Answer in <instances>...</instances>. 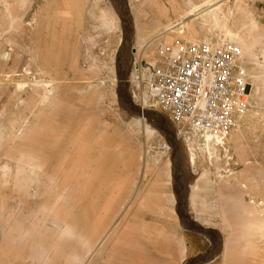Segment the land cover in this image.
<instances>
[{
    "label": "rangeland",
    "instance_id": "374dc122",
    "mask_svg": "<svg viewBox=\"0 0 264 264\" xmlns=\"http://www.w3.org/2000/svg\"><path fill=\"white\" fill-rule=\"evenodd\" d=\"M127 3L0 0V264H264V0ZM176 39L241 47L249 107L223 148L136 92Z\"/></svg>",
    "mask_w": 264,
    "mask_h": 264
},
{
    "label": "built area",
    "instance_id": "2783aa9c",
    "mask_svg": "<svg viewBox=\"0 0 264 264\" xmlns=\"http://www.w3.org/2000/svg\"><path fill=\"white\" fill-rule=\"evenodd\" d=\"M241 47L213 41L159 44L157 60L139 67L137 94L169 115L189 143L223 148L249 107Z\"/></svg>",
    "mask_w": 264,
    "mask_h": 264
},
{
    "label": "water",
    "instance_id": "95a60500",
    "mask_svg": "<svg viewBox=\"0 0 264 264\" xmlns=\"http://www.w3.org/2000/svg\"><path fill=\"white\" fill-rule=\"evenodd\" d=\"M124 4H125V9H126V7L128 8V3H127V0H124ZM119 80H120V83H119V86H120V88H121V85L123 86V88H121V89H119V91L120 90H123V93L122 94H126V92H127V88L125 87V85H123L122 83H123V78L121 77V76H119ZM119 95H120V97L122 96L120 93H119ZM122 99V98H121ZM124 101H125V103H124V105H125V107L129 110V111H131V112H133V113H135V114H138V115H140V113H142L141 111H139L138 109H137V107H132V104L130 103V102H128V99H127V97H125V99H124ZM153 121V120H152ZM154 122V121H153ZM166 135H167V137H168V139H169V141H170V143L173 145V154H172V163L174 162V158H175V155H176V150H177V145L175 144V141H174V138H171L170 137V133L167 131V130H165L158 122H154ZM174 180H175V184H176V186H175V188H176V192H177V196H178V200H179V193H178V189H177V180H178V178H177V176L174 174ZM179 202V201H178ZM178 212H179V210H178ZM179 215H180V217L182 218V215L180 214V212H179ZM184 218V217H183ZM185 219H187L188 220V222L191 224V225H193V227H194V229L196 230V231H198V232H200V233H203V234H205V235H208L209 234V229L208 228H204L203 226L201 227V226H199L197 223H196V221H193V220H191V218H190V216H189V214L188 215H185V218H184V220ZM203 255H200L199 257L201 258ZM198 258V257H197ZM196 258V259H197ZM191 262V261H190ZM189 262V263H190Z\"/></svg>",
    "mask_w": 264,
    "mask_h": 264
},
{
    "label": "bare ground",
    "instance_id": "6f19581e",
    "mask_svg": "<svg viewBox=\"0 0 264 264\" xmlns=\"http://www.w3.org/2000/svg\"><path fill=\"white\" fill-rule=\"evenodd\" d=\"M127 99H128V102H130L131 104H132V107L134 106V107H137L135 104H133L132 103V101L127 97ZM137 109L139 110V111H141L143 114L144 113H147V111H152V112H155V110H153V109H150V108H146L145 106H138L137 107ZM157 113V112H156ZM159 116V119H160V121H162L164 124H162L160 121H158V123L164 128V129H166L169 133L171 132V128H170V126H169V124L166 122V120H165V118L160 114V113H157ZM142 116V115H141ZM188 222V221H187ZM190 224V223H189ZM191 225V224H190ZM192 227H193V225H191ZM211 232H209V238L212 240L213 238L211 237ZM212 243H213V241H212ZM204 258V257H203ZM202 259V258H201ZM209 259V258H208ZM207 258L206 259H203V260H200V262L199 263H203L204 261H206V260H208ZM195 261H193V262H190L189 264H193Z\"/></svg>",
    "mask_w": 264,
    "mask_h": 264
}]
</instances>
